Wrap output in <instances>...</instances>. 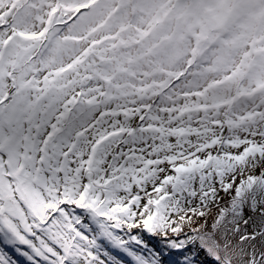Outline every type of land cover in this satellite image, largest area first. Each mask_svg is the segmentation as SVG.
<instances>
[{"label":"snow or ice","instance_id":"6c2138e0","mask_svg":"<svg viewBox=\"0 0 264 264\" xmlns=\"http://www.w3.org/2000/svg\"><path fill=\"white\" fill-rule=\"evenodd\" d=\"M0 264H264V0H0Z\"/></svg>","mask_w":264,"mask_h":264}]
</instances>
